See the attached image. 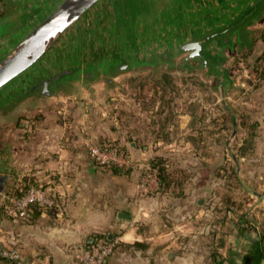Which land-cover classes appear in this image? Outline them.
<instances>
[{
    "label": "crops",
    "instance_id": "crops-1",
    "mask_svg": "<svg viewBox=\"0 0 264 264\" xmlns=\"http://www.w3.org/2000/svg\"><path fill=\"white\" fill-rule=\"evenodd\" d=\"M162 23L151 19L148 25L155 33ZM142 29L137 28L131 43L152 34H143ZM255 29L250 48L226 52L236 77L229 93L230 111L220 103L221 109L210 114L201 109L193 113L201 124L195 128L193 188L161 192L158 181L140 191L138 178L95 164L82 143L94 142L86 133L91 85L86 94L74 88L48 97L23 95L31 83L19 80L34 76L38 65L45 70L43 60L53 53L13 81L0 92V111L15 115L11 120L3 117L5 125L0 127V176L7 177L0 194V240L44 264H74L75 250L97 236L117 243L106 264H264V81H256L255 72V63L264 54V21ZM120 35L119 41L125 37ZM106 41L95 53L128 45L114 47L110 39ZM10 45L0 48L1 58ZM63 97L70 110L46 111L47 100ZM27 109L40 112L33 125L19 119ZM147 128L136 129L135 134L163 132L154 125ZM95 134L103 133L95 129ZM155 143L152 151L136 141L130 146L137 155L149 153L150 161L162 156L166 147L164 141ZM32 184H56L67 198L63 211L37 209L29 219L6 217L4 196L20 194ZM119 212L132 218H120ZM0 264L12 263L0 255Z\"/></svg>",
    "mask_w": 264,
    "mask_h": 264
},
{
    "label": "rangeland",
    "instance_id": "rangeland-1",
    "mask_svg": "<svg viewBox=\"0 0 264 264\" xmlns=\"http://www.w3.org/2000/svg\"><path fill=\"white\" fill-rule=\"evenodd\" d=\"M177 1L103 0L83 18L76 28L69 32L63 43L56 48L53 54L43 60L45 70H42L41 65H38L32 70L34 76H26L19 81H30L29 83L32 85L50 74H45L46 70L54 72L70 68L72 65L89 62L98 53H95V49L108 43L107 38L112 41L109 42L114 47L125 46L131 43L139 26L143 28V34L152 33V29L148 25L151 19L164 22L163 20L167 18L170 10L177 5ZM53 8H56V6H53ZM9 11L10 6L6 5V0H0V17ZM12 26L11 24L0 26V42L2 37L14 28ZM20 31L22 33V30H18L15 31L14 36L10 35L12 36V43L8 47L9 50L27 34L25 33L16 40ZM121 33L125 37L119 41ZM115 39L116 41H114ZM5 53L3 52V54ZM1 56L0 54V58ZM239 58L241 60L243 56L238 55ZM180 61V59H177L174 67L164 64L157 67L145 66L131 69L121 72L113 78V81H106L109 76L87 80L92 81L87 85L92 86L93 95L88 105L91 122L86 126V133L89 132V135L94 137L92 141L99 145L110 144L108 141L124 145L123 147H126V152L131 158L130 160L135 164V167L129 168V170L137 173L136 178L141 175L138 184L140 179L149 173L152 166H149L150 154L148 153L147 156L142 152L139 155L135 154L131 149V142L136 141L142 148L148 147L149 151H152L156 145L155 142L161 140L166 144L162 156L168 160L171 168L178 173L177 177L185 180L184 187L193 188L195 128L196 125H201L196 117H193V113L196 109L207 111L209 114L212 111L221 109L222 105L219 97L212 90L213 84L205 75V72L200 71L197 63H194V68L191 70L180 69ZM253 63L250 62L251 65ZM95 72L94 78L98 77L102 71L95 70ZM78 76L79 73H74L69 77H65V81L70 79V83L74 85L75 90L78 89L79 94L89 93L82 77L74 79ZM96 81H99V83L96 84ZM94 84L95 86H93ZM66 92V89L61 88L56 93L64 94ZM60 99L57 101L47 100L45 104L46 111L55 114V112H62L64 109L70 110L72 106H70V102L67 101L66 97L61 99V103ZM19 104L17 103L14 106H19ZM0 112V127L5 125L1 122L3 117L11 120V117L15 116L12 113L8 114V111L4 112L3 109ZM39 113V110L35 111L34 109L23 110L19 119L22 117L21 120L24 124L33 125L38 120L36 115ZM207 121L210 122L209 119ZM153 125H161L163 132H159L157 135L135 134L136 129L147 132V127L150 128ZM95 129L102 131L103 134L98 137L94 136L98 135V133L95 134ZM99 141L106 142L103 144ZM141 172L142 174H140ZM179 188V186H175L174 190ZM6 217L13 218L8 215Z\"/></svg>",
    "mask_w": 264,
    "mask_h": 264
},
{
    "label": "water",
    "instance_id": "water-1",
    "mask_svg": "<svg viewBox=\"0 0 264 264\" xmlns=\"http://www.w3.org/2000/svg\"><path fill=\"white\" fill-rule=\"evenodd\" d=\"M100 1L64 0L34 26L0 59V92L53 53L73 27ZM21 15L15 12L0 18V26H14L2 37L0 48L9 44L18 30L30 26L35 17L18 21ZM263 21L264 0H180L177 7L171 9L158 32L140 37L120 50L104 49L95 54L94 59L80 63L78 67L72 65L48 74L47 79L40 81L29 92L42 87V96H53L56 92L51 88L58 85V80L78 71L79 76L74 79L82 77L89 87L87 84L92 81L87 80L102 76H109L113 80L121 72L145 66L168 64L174 67L177 59H180L179 68L183 70H191L194 63L198 64L200 71L205 72L211 80L212 90L217 93L220 102L230 111L229 93L234 88L236 77L233 76V65L228 64L226 52L233 53L238 46L241 50L245 46L250 48L254 44L255 26ZM183 27L187 28L186 32H179ZM258 45L262 46V41ZM93 68L102 71L98 77L94 78L96 72ZM69 80H63L67 91L74 89ZM6 178L0 176V194ZM118 217L128 220L132 218L125 212H119Z\"/></svg>",
    "mask_w": 264,
    "mask_h": 264
},
{
    "label": "built area",
    "instance_id": "built-area-1",
    "mask_svg": "<svg viewBox=\"0 0 264 264\" xmlns=\"http://www.w3.org/2000/svg\"><path fill=\"white\" fill-rule=\"evenodd\" d=\"M264 71V61H262ZM261 80L257 76L256 81ZM66 113L64 119L66 120ZM82 143L88 147L91 158L97 165H117L122 168H132L135 164L130 160L129 154L121 147L110 144L99 145L83 139ZM158 169L152 167L139 181L140 191L149 190L150 185L158 182ZM5 214L17 219H29L33 206H38L44 212L56 211L61 213L66 207L67 198L63 191L54 184H32L26 191L20 190V194L4 196ZM116 241H111L97 236L92 241L80 245L74 253V264H106L108 258L116 248ZM0 255L12 264H44L38 259H29L17 248L0 240Z\"/></svg>",
    "mask_w": 264,
    "mask_h": 264
},
{
    "label": "flooded vegetation",
    "instance_id": "flooded-vegetation-1",
    "mask_svg": "<svg viewBox=\"0 0 264 264\" xmlns=\"http://www.w3.org/2000/svg\"><path fill=\"white\" fill-rule=\"evenodd\" d=\"M63 1L64 0H6V5L7 6L8 5L10 6V11L7 14L3 15L2 17H5L7 15L15 14V12H16V14L22 13V15L19 16V18L17 19L18 21H21V19H29L30 16L33 17L35 15V17H33L32 21H31L33 24L31 23L30 26H26V27H23L21 29L22 30V33L20 31L19 32V35H18V38L16 39V40H18L25 33L30 32L31 29L34 26L38 25L52 11H54L58 7V5L61 2H63ZM53 6H56V8H53L52 9ZM2 17H0V18H2ZM186 29H187L186 27H183L182 29H180L179 32H181V33L182 32H186ZM77 67H78V65H77ZM77 73H80V71H78ZM51 74H54V73H51ZM48 76L49 75H47L44 78L40 79L36 83L30 85L27 88L28 91H27L26 94L39 93L41 95L42 87H39V89H35L32 92H29V90H31L32 88H34V86H36L40 81H44L45 79H47ZM62 79L65 81V77H63L60 80H58V83H57L58 85L57 86H54V87L51 88V90L53 92H57L58 90H60V88H64V87L67 86V85H64ZM106 79H107L106 81H113L110 78H106Z\"/></svg>",
    "mask_w": 264,
    "mask_h": 264
},
{
    "label": "trees",
    "instance_id": "trees-1",
    "mask_svg": "<svg viewBox=\"0 0 264 264\" xmlns=\"http://www.w3.org/2000/svg\"><path fill=\"white\" fill-rule=\"evenodd\" d=\"M262 61H264V54L261 56V58L258 61H256L255 72L257 73V76L261 78V81L263 82L264 81V71L262 70V67H261ZM261 81H258V82H261ZM160 126H156V130H162V127H160ZM158 134H159V132H158ZM104 142H106V141H104ZM104 142L100 141L99 143L104 144ZM108 142L110 143V145L116 146V147H121V149H124L126 151V147H123L124 145H119V143H115V142H111V141H108ZM149 162H150L149 166H152V167H155L158 169L159 191L167 192L170 190H174L175 186H179L180 188L184 187L185 180H181L180 178L177 177L178 173H176V171H174L171 168V164L168 162L167 159L164 158V156H156V157L152 158ZM104 167L114 171L115 173L129 174V175H132L134 177H136V175H137V173L132 172V170L125 169V168L119 167V166L114 165V164L107 165ZM140 174H142V172ZM140 176H138V177L140 178ZM37 209H39L38 206H33L32 213L35 214L36 212H38ZM101 237L105 238L104 236H101Z\"/></svg>",
    "mask_w": 264,
    "mask_h": 264
}]
</instances>
